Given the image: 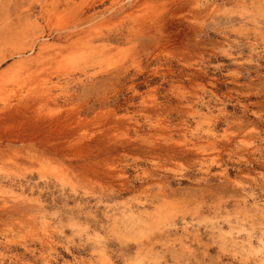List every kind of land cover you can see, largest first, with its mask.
<instances>
[{
    "label": "rangeland",
    "instance_id": "rangeland-1",
    "mask_svg": "<svg viewBox=\"0 0 264 264\" xmlns=\"http://www.w3.org/2000/svg\"><path fill=\"white\" fill-rule=\"evenodd\" d=\"M0 51V264H264V0H0Z\"/></svg>",
    "mask_w": 264,
    "mask_h": 264
},
{
    "label": "bare ground",
    "instance_id": "bare-ground-1",
    "mask_svg": "<svg viewBox=\"0 0 264 264\" xmlns=\"http://www.w3.org/2000/svg\"><path fill=\"white\" fill-rule=\"evenodd\" d=\"M5 58H6V56L3 55L2 52L0 51V63L3 62ZM10 70H11V67L7 68V70H6V74H7ZM6 74H5V75H6ZM0 81H1L2 83L5 82V81H3V79H1ZM3 88H4V87H3ZM3 88H2V89H3ZM262 253L264 254V250L262 251Z\"/></svg>",
    "mask_w": 264,
    "mask_h": 264
}]
</instances>
